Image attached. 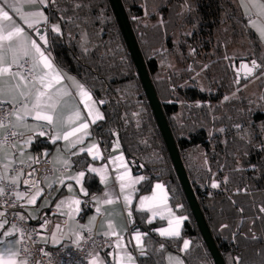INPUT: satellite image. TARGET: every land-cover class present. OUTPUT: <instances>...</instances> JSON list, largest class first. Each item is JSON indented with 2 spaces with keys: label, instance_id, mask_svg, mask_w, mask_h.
Segmentation results:
<instances>
[{
  "label": "trees",
  "instance_id": "obj_1",
  "mask_svg": "<svg viewBox=\"0 0 264 264\" xmlns=\"http://www.w3.org/2000/svg\"><path fill=\"white\" fill-rule=\"evenodd\" d=\"M121 1L224 261L264 264V49L257 33L245 23L238 0ZM45 11L61 29L60 35L48 32L55 62L99 103L104 119L93 132L102 147L108 150L117 137L147 176L139 190L163 181L169 205L187 218L179 237H164L155 231L160 221H147L138 211L133 224L142 230L144 246L139 264H164L165 252L178 250L183 239L190 242L182 251L186 264H214L109 0H54ZM240 60L260 65L256 96L241 88L246 81H235L232 62ZM194 74L200 82H190ZM44 144L38 140L34 147ZM74 160L82 167L86 159ZM85 183L99 187L89 174Z\"/></svg>",
  "mask_w": 264,
  "mask_h": 264
},
{
  "label": "crops",
  "instance_id": "obj_2",
  "mask_svg": "<svg viewBox=\"0 0 264 264\" xmlns=\"http://www.w3.org/2000/svg\"><path fill=\"white\" fill-rule=\"evenodd\" d=\"M10 2L15 3L16 0H10ZM38 10H43L45 15H47L45 8H43L42 5L25 4L21 0V11L19 13L12 12L11 10L9 11L10 15H13L14 20L20 23L21 26H24L23 21L19 19L21 14L27 15ZM242 10L245 17L248 16V14H246V12H248L254 15L252 20H256V9L251 7L250 4L247 9L243 7ZM54 24L57 23L49 22L47 25V34L49 31H51V26ZM249 24H251V22ZM26 31L31 33L32 30L26 29ZM55 64L68 77H73L82 83V81H80L75 75L62 69L56 62ZM85 87L87 88L86 85ZM71 91L73 94L65 97L61 101L60 106L55 113L56 122L54 125L44 126L41 129L39 125L44 124V122H36L29 117L26 124H19L17 127H15V130L19 133H22V135L13 141L15 143V148H9L5 150L9 158H14L15 160V163L12 165L24 164L34 160L37 157L43 156H48L52 165V173L44 180L45 188L39 187L32 190H28L19 186L21 171L11 172L8 169L9 177L17 175L19 176L17 183L18 187L15 191V194L17 192L24 194L20 199L16 198L18 202V212L26 219H35L41 212L46 215L48 219V229L45 233H43L41 240L48 245L74 243V241L77 239V236H80L86 227H91L99 235L117 236L118 238L114 240L112 245L106 251H100L95 248L92 249L89 261L93 256H99L103 264H116V260L119 256L123 257L124 264H139L138 256L144 252L143 235L141 247L137 246V242L134 237L137 233L143 234V232L138 226L134 225L133 223H129L126 216V209H130L133 222L135 219V214L138 211H144L146 213L147 221H160V223L155 228V231L158 235H160V229L167 228L169 226V218L182 216L178 215L169 205L168 194L163 181L154 180L149 190H139V188H141L142 182L146 179L145 175L141 172H137V168L126 156L117 137L113 139L109 149L105 150L94 134L93 124H91L90 120V126L87 130L90 135L84 136V142L82 144H76L75 147H72V143L75 140L74 137L70 138L69 141H65L63 138H61L55 142H52L51 137L55 135L62 136L65 131H69L71 127L77 126L78 123L83 122V120H69V117H72L75 111L79 110L82 116L87 118V112L84 109V105L79 103V97L75 95L76 89L73 88ZM92 97L96 102V108L102 115L98 101L93 95ZM40 130L45 131L46 135L39 136L36 134ZM2 131L3 129H0V132ZM78 135H83V133ZM30 137L32 142L30 144L25 143ZM38 140L46 144L36 149L34 144L35 141ZM93 144L97 145L99 149V154L96 158H93L92 155H89L87 151H80L81 148L87 149ZM73 153H78V155H74ZM120 156L123 157L122 161L117 159V157ZM75 158L86 159L84 165L82 167H77L75 165ZM21 161H23V163H21ZM65 161L67 162V165L64 164ZM4 163H6V161L0 160V174H3L5 171L3 167ZM89 168H96L100 171L91 172L89 171ZM80 172H83L84 176L81 178V183L77 184L76 180L70 179V177H76ZM125 173H127L125 179L123 181L119 180L118 177L124 175ZM86 174L95 177L99 184L97 189L91 190L86 185ZM139 177H144V179L140 180L139 183L131 185L130 187H125L123 191L121 190V183L128 184L129 179H136ZM61 181L63 182L61 183ZM157 184L163 185V192L167 194L166 206L168 209L172 210V217L168 216L164 205H161L159 210L164 212L165 218H161L159 214L154 216L153 211H156L155 209L141 210V198L152 197L154 192L157 194V196L161 195L160 190L155 188ZM69 186H71V189ZM81 186L84 188V191L88 193V195H84L81 192ZM0 187H2L1 181ZM37 191L40 192V195L37 197L36 202L29 204L28 200L31 199V197L35 195ZM125 196L130 197V202L125 200ZM75 199L80 201L78 206L79 212L75 211V208L77 207L76 205H71V207L69 206L70 202ZM107 199H111L112 203H103V201ZM61 201H64L65 203L61 205ZM57 205H60V207L58 208ZM97 208H99V211H97ZM0 213L4 214L2 217H0V220H8L5 210L0 209ZM132 224L133 226H131ZM11 225L12 224L9 222L4 229H0V249L9 246L13 247L14 250L18 249V244L15 243V241H18V239L15 234L13 237H4L2 235L5 230L11 228ZM112 233H115V235ZM53 234H55L56 242L53 240ZM185 240L186 239H183L181 241V245L178 250L169 249L165 252L164 264H170V257L178 258L183 262V264H186L185 258L182 254ZM117 244L120 245L119 248L117 247ZM128 256L132 257L131 261H128Z\"/></svg>",
  "mask_w": 264,
  "mask_h": 264
},
{
  "label": "snow or ice",
  "instance_id": "obj_3",
  "mask_svg": "<svg viewBox=\"0 0 264 264\" xmlns=\"http://www.w3.org/2000/svg\"><path fill=\"white\" fill-rule=\"evenodd\" d=\"M25 4H39L43 8H47L50 2L54 0H22ZM242 6L247 9V5ZM83 7L82 4L76 3L75 8ZM251 7L256 9V14L258 17H264V3H257L256 0H251ZM19 13L21 11V0H16L15 3L10 2V0H0V109H5V106H11L3 111L0 115V129L12 127L15 128L19 124H26L28 118L30 117L33 121L44 122V124L39 125L41 129L44 126L54 125L56 122L55 113L60 106L61 101L72 95L71 89H76L75 95L79 97V103L84 105V109L87 112V118H84L79 110L73 113L69 120L81 121L77 126L71 127L69 131H65L62 136L55 135L51 137L52 142H55L61 138L65 141H69L70 138L74 137L75 140L72 143V147L76 144H82L84 142V136L90 135L87 131L89 128V120L91 124H96L97 121L103 120L104 117L101 115L99 110L96 108V102L93 100L92 93L85 87L84 84L80 83L73 77H68L63 73L55 64L51 53L49 51V37L47 34V25L49 24L48 16L45 15L43 10H38L27 15L21 14L19 19L23 21L21 26L16 20H14L13 15H10V11ZM246 14L251 16V13L246 12ZM26 26V27H25ZM43 27V30L41 28ZM251 26L256 29L259 33L260 38L264 39V22H258L256 20H251ZM32 30L31 33L26 31ZM51 32L57 35L61 34V29L58 24L51 26ZM87 51V49H85ZM255 60L252 61L251 68H247L246 65L242 67L247 68L248 75L252 74V71L259 67ZM207 67V66H205ZM227 100L228 97H225ZM100 103H103L101 101ZM15 121V122H13ZM239 127V125H237ZM223 131V129H221ZM83 133V135H78ZM39 136L46 135L45 131L40 130ZM22 135L13 131L0 139V160L6 161L3 167L5 169L3 174H0V181H6L10 185H15L18 183L19 176L9 177L8 169L13 163H15L14 158H9L6 149L15 148V143L12 142L11 138ZM32 142L31 137L25 142L30 144ZM81 152L87 151L89 155L96 158L99 154V149L97 145L93 144L89 148H81ZM78 155V153H73ZM119 160H123V157H117ZM23 163V161H21ZM67 165V162H64ZM91 172H98L100 170L96 168H89ZM31 175V173L29 174ZM84 176L83 172H80L76 177H70V179H75L77 184L81 183V178ZM127 176V173L118 177L119 180L123 181ZM144 177H139L136 179H129L128 184L121 183V190L125 187H130L133 184L139 183ZM103 180V177H102ZM63 181H61L62 183ZM28 181H25L27 184ZM51 186V185H49ZM213 188L219 187L216 182L211 185ZM71 189V186H69ZM157 190H160L161 195L157 196L154 192L152 197L141 198V210H153V215L159 214L161 218H165L164 212L160 211V206L164 205L165 210L169 217H172V210L168 209L167 204V194L163 192V185L157 184L155 186ZM4 189L0 187V194H3ZM81 192L84 195H88L84 188L81 186ZM16 198L20 199L24 194L17 192ZM40 192L37 191L35 195L28 200L29 204L36 202L37 197ZM107 195V194H106ZM125 200L130 202V197L125 196ZM61 201L60 204H64ZM103 203H112L111 199L104 200ZM80 201L78 199L72 200L71 205H76V212H79ZM59 208L60 205H57ZM99 211V208H97ZM242 211V210H241ZM261 213H264V207L259 209ZM4 214L0 213V217ZM18 215V214H17ZM19 219L23 220V216H19ZM186 217H173L168 219V227L159 230V234L164 237H179L180 236V226ZM9 223L7 219L0 220V229H4ZM111 227V225H110ZM23 232L17 225L12 224L11 228L5 230L2 235L4 237H13L15 233ZM115 235V233H112ZM142 233H137L134 237L137 246L141 247L142 243ZM29 238L30 235H29ZM53 240L56 242L55 234H53ZM80 237L77 236L74 243L79 246ZM21 241H15L19 244ZM11 243V242H9ZM189 241H184L183 250L189 248ZM119 248L120 245L117 244ZM19 249L14 250L13 247L9 246L0 249V264H27V260H21L19 258ZM128 261L132 260L131 256L127 257ZM170 264H183L178 258H169ZM89 264H103L99 256H93L89 261ZM116 264H124L123 257H119L116 260Z\"/></svg>",
  "mask_w": 264,
  "mask_h": 264
},
{
  "label": "built area",
  "instance_id": "obj_4",
  "mask_svg": "<svg viewBox=\"0 0 264 264\" xmlns=\"http://www.w3.org/2000/svg\"><path fill=\"white\" fill-rule=\"evenodd\" d=\"M254 17L253 14L245 17V23L249 24ZM11 106L0 109V115ZM13 131L15 128H3L0 132V139ZM17 132V131H16ZM19 133V132H18ZM21 135L12 137V142ZM1 167V166H0ZM11 172L21 171L19 186L32 190L43 187L44 180L52 173V165L48 156L37 157L24 164H14L9 168ZM31 173V175H29ZM25 181H28L25 184ZM3 194H0V209L7 213L8 221L17 225L23 232L15 233L18 241L19 258L26 259L27 264H89L92 249L106 251L117 239V236L99 235L91 227H86L80 237L79 246L76 243H65L59 245H48L41 240L43 233L48 229V219L41 212L35 219H19L18 202L15 197L17 184L10 185L6 181H1ZM18 214V215H17ZM29 235L31 238H29Z\"/></svg>",
  "mask_w": 264,
  "mask_h": 264
},
{
  "label": "water",
  "instance_id": "obj_5",
  "mask_svg": "<svg viewBox=\"0 0 264 264\" xmlns=\"http://www.w3.org/2000/svg\"><path fill=\"white\" fill-rule=\"evenodd\" d=\"M109 2L114 12L121 34L123 36L124 42L127 46L128 52L135 66L136 73L139 77L144 93L147 97L148 103L151 107L152 113L159 127V131L168 150L172 165L179 179L183 193L185 195L193 218L196 222V225L199 229V232L202 236V239L206 245V248L210 253L214 264H226L215 242V239L208 226L204 213L201 209V206L198 202L194 189L187 175V171L180 156L176 141L173 137L170 126L163 112L161 102L152 83L145 60L136 41L135 35L126 15L122 1L109 0ZM43 27L44 26H41L42 30ZM242 65H246L247 68H251L252 66V64H249L247 61L244 60H240L238 63L232 62V68L235 74V81L237 83L241 80L247 81L251 77L255 76L258 71L257 67L252 71L251 75H248L247 68L242 67ZM129 160L132 161L131 159ZM137 172H140V170L137 169ZM145 178H147V176H145ZM126 216L128 218L129 223H133V217L130 209H126Z\"/></svg>",
  "mask_w": 264,
  "mask_h": 264
},
{
  "label": "rangeland",
  "instance_id": "obj_6",
  "mask_svg": "<svg viewBox=\"0 0 264 264\" xmlns=\"http://www.w3.org/2000/svg\"><path fill=\"white\" fill-rule=\"evenodd\" d=\"M240 5L242 6V0H238ZM257 3H264V0H256ZM243 4L247 5V7H249V4L251 5V0H243ZM244 6H242L243 8ZM257 16V14H256ZM258 18V16H257ZM256 18V21L258 22H264V17H259L258 19ZM249 27H251L258 35L260 43H261V47L262 49H264V39L260 38L259 33L256 31L255 28H253L251 26V24L249 25ZM200 76L199 74H194V76L190 79V82H200ZM241 88L244 89L246 94L249 95H253L256 96L258 94V85H257V79L255 78V76L251 77L250 79H248V81H246V83H244ZM184 246V244H183Z\"/></svg>",
  "mask_w": 264,
  "mask_h": 264
}]
</instances>
